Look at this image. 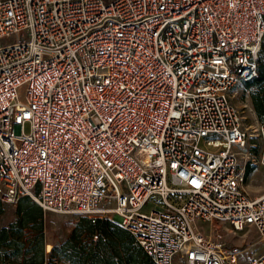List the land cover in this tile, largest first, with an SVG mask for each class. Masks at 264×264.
<instances>
[{
	"label": "built area",
	"instance_id": "obj_1",
	"mask_svg": "<svg viewBox=\"0 0 264 264\" xmlns=\"http://www.w3.org/2000/svg\"><path fill=\"white\" fill-rule=\"evenodd\" d=\"M263 49L264 0H0V200L116 222L154 264H240L264 119L233 98Z\"/></svg>",
	"mask_w": 264,
	"mask_h": 264
},
{
	"label": "trees",
	"instance_id": "obj_2",
	"mask_svg": "<svg viewBox=\"0 0 264 264\" xmlns=\"http://www.w3.org/2000/svg\"><path fill=\"white\" fill-rule=\"evenodd\" d=\"M255 85L260 86L263 93L254 95L253 104L258 116L263 117L264 58L262 54L258 77L252 83L246 84L248 88ZM2 212L0 200V216ZM17 212L18 221L0 229V264H55L45 252L42 236L30 240L29 246L22 238L24 229L33 224L42 229L44 217L42 209L29 198H23L18 204ZM82 225L84 228L76 229L63 246H53L51 252L61 264H154L134 237L117 223L101 219L94 224L85 218ZM84 232L91 238L97 234V239L88 245L78 244L76 238L82 236Z\"/></svg>",
	"mask_w": 264,
	"mask_h": 264
},
{
	"label": "rangeland",
	"instance_id": "obj_3",
	"mask_svg": "<svg viewBox=\"0 0 264 264\" xmlns=\"http://www.w3.org/2000/svg\"><path fill=\"white\" fill-rule=\"evenodd\" d=\"M262 56L264 58V51L262 52ZM249 91V93L247 92ZM262 94V88L260 86H252L248 88L246 84L238 86L237 89L234 91V98L233 102L243 111L244 117L246 118L245 124H255V122L261 121L264 119L263 117H259L257 114V111L255 109V106L253 104V97L256 94ZM257 118V119H256ZM30 130L29 124H26L24 131L28 133ZM264 188V175L263 171L256 172V174H252L251 177L248 179V191L253 196L260 195ZM152 204L147 206L146 208L151 207ZM3 212L0 216V229L5 226L12 225L16 223L19 219V214L17 212L18 205L13 206L10 204L2 203ZM43 211V210H42ZM44 217L42 221V229L36 227V224H33L32 226L25 228L23 232V241L24 243H27L29 246V241L32 239H36L40 236H42L45 244V252L47 255H49L50 258L55 262V264H61L57 257H55L52 254V248L53 246H63L72 236L74 231L76 229H79L80 227L84 228L82 225V222L85 218L75 216V215H63V214H56L51 212H44ZM116 223V222H115ZM81 228V229H82ZM255 232H247V231H241L239 232L238 238L240 241L242 239H245V241L253 239L255 237ZM94 239L90 237L89 234L84 232L82 236L76 238L77 243L82 244H90ZM225 242L226 247L228 250L234 251L240 249V242L234 241L231 239V236L228 234L225 236ZM255 252V251H254ZM252 255H249V257L242 256L241 261L245 258H250ZM242 261V264H249L247 261Z\"/></svg>",
	"mask_w": 264,
	"mask_h": 264
},
{
	"label": "crops",
	"instance_id": "obj_4",
	"mask_svg": "<svg viewBox=\"0 0 264 264\" xmlns=\"http://www.w3.org/2000/svg\"><path fill=\"white\" fill-rule=\"evenodd\" d=\"M229 230L226 231L227 232L226 235L229 234L231 236V239H233L234 241H239L240 242V246H239L240 249H238V251H244L239 256V262H240V264H242V261H245L247 259V258H245V259H243L241 261V257L242 256H246L247 255L249 257V255H252L250 258L247 259V261H249L252 258H256V257H258V256H260V255H262L264 253V245H256L257 232L255 231V229L250 228V229L245 230L247 232H251V233H254L255 232L256 233L255 234V237L253 239L248 240V241L247 240L245 241V239H242V241H240L238 238H236V237H238L236 235H238L239 232L238 233H233V232H231Z\"/></svg>",
	"mask_w": 264,
	"mask_h": 264
}]
</instances>
